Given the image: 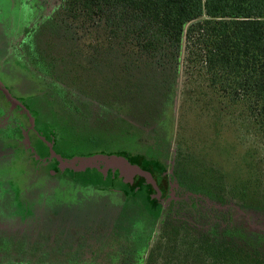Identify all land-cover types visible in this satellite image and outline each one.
<instances>
[{
    "label": "rangeland",
    "instance_id": "1",
    "mask_svg": "<svg viewBox=\"0 0 264 264\" xmlns=\"http://www.w3.org/2000/svg\"><path fill=\"white\" fill-rule=\"evenodd\" d=\"M59 5L0 0V79L16 96L0 94V264H145L170 223L194 236L213 221L233 225L216 236L249 250L258 243L264 259V242H253V233L264 240V152L238 113L226 117L205 87L182 75L167 89L162 73L125 48L114 52ZM31 120L32 145L46 142L64 162L114 156L164 173L160 205L146 185H40L44 176L32 175L24 154ZM248 149L254 166L263 161L258 183L245 171ZM117 170L125 181L135 173ZM74 176L99 181L93 170Z\"/></svg>",
    "mask_w": 264,
    "mask_h": 264
},
{
    "label": "trees",
    "instance_id": "2",
    "mask_svg": "<svg viewBox=\"0 0 264 264\" xmlns=\"http://www.w3.org/2000/svg\"><path fill=\"white\" fill-rule=\"evenodd\" d=\"M59 8L84 29H97L114 52L125 48L134 61L162 73L167 89L177 87L180 75L205 87L226 117L238 113L264 152V0H60ZM252 153L246 150L243 162L258 183L263 161L254 166ZM226 226L213 221L200 235L180 236L170 223L145 264H264L258 243L250 251L216 236L232 232ZM253 235L263 247L260 234Z\"/></svg>",
    "mask_w": 264,
    "mask_h": 264
},
{
    "label": "flooded vegetation",
    "instance_id": "3",
    "mask_svg": "<svg viewBox=\"0 0 264 264\" xmlns=\"http://www.w3.org/2000/svg\"><path fill=\"white\" fill-rule=\"evenodd\" d=\"M0 83L2 85L0 90V94L5 98V96L7 98H10V96H12L14 99H16V96L13 95V93L7 89L4 85V83L1 81L0 79ZM6 88L8 90L7 94L6 92H4V89ZM12 101V100H11ZM10 101V102H11ZM0 105H3V101H0ZM13 103H15L13 101ZM13 107L16 109V105ZM18 111L22 114V116H25V112L24 110L18 106L17 107ZM22 117V118H23ZM33 128H27L25 132L27 137L30 140V144L32 146V148H29L28 146H26V152L24 153L25 155H27L28 158H30L29 160L31 162H34V166L31 169V173L35 178L42 177L44 176L45 178V184H40V185H48L47 184V180H50V185H64V187H68L69 185L72 186H76L77 185V189H80L78 186L80 185H109V186H114L115 185H127L128 187H133L134 185H146L148 192L151 196V198L154 197L155 193H157V203L158 205H160L159 203L161 202L159 199H161L162 197H164L165 195V188L164 185H166V178L164 177L165 174L161 173L159 176L155 177L153 175H151V173H149L146 170H142V172H144L145 174H149L150 178L152 180L153 183L148 182V180L145 178V176L141 175V174H136V173H129L131 175H133L131 177V180L129 181H125V179L121 180V171L117 170L116 167H110L108 165H104V164H100V162H97L98 165L96 164V166L94 167H90V168H85V169H80L78 166H71V165H61L58 163V159L60 155L57 154V152L54 150H52L51 146L46 144V142L42 143L43 148L42 151L41 149L39 150V144L40 143H36L34 145H32V142L34 141L33 139L31 140V133L30 132H34L33 129L35 128V123H33ZM15 136V135H14ZM53 151V152H52ZM55 152V153H54ZM88 170H93L96 173V177H98L97 179H99V181L95 182L94 178L91 179V181L88 184H83L80 181H78L77 179H75L74 175H76L78 172H86ZM123 171V170H122ZM71 175L73 177H69L68 175ZM47 179V180H46ZM31 185H39L36 183H33ZM76 189V190H77ZM145 189V188H144ZM146 190V189H145ZM144 190V191H145ZM146 194L143 193L142 196ZM160 202H159V201Z\"/></svg>",
    "mask_w": 264,
    "mask_h": 264
},
{
    "label": "water",
    "instance_id": "4",
    "mask_svg": "<svg viewBox=\"0 0 264 264\" xmlns=\"http://www.w3.org/2000/svg\"><path fill=\"white\" fill-rule=\"evenodd\" d=\"M31 123L33 124V121L31 120ZM97 162H101V163H105V165H108L110 167H116V168H122L123 170H129V171H134L137 174H141L142 176L144 175L145 178L148 180V182L153 183L150 175L149 174H145L144 172H142L138 167H133L130 168V166H128L121 158H117L114 156H110V157H105V156H95L90 160L84 161L82 163V165H80V169H85V168H90V167H94L96 166ZM58 163L65 166V165H71L73 166V162L68 163V162H64L60 159H58Z\"/></svg>",
    "mask_w": 264,
    "mask_h": 264
}]
</instances>
